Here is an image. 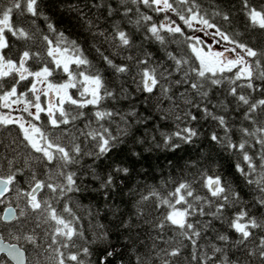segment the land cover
Returning a JSON list of instances; mask_svg holds the SVG:
<instances>
[{
	"label": "snow or ice",
	"instance_id": "6c2138e0",
	"mask_svg": "<svg viewBox=\"0 0 264 264\" xmlns=\"http://www.w3.org/2000/svg\"><path fill=\"white\" fill-rule=\"evenodd\" d=\"M0 264H264V0H0Z\"/></svg>",
	"mask_w": 264,
	"mask_h": 264
},
{
	"label": "trees",
	"instance_id": "16d2710c",
	"mask_svg": "<svg viewBox=\"0 0 264 264\" xmlns=\"http://www.w3.org/2000/svg\"><path fill=\"white\" fill-rule=\"evenodd\" d=\"M207 2V0H206ZM254 2H258V0H254ZM225 167H227V162H225Z\"/></svg>",
	"mask_w": 264,
	"mask_h": 264
}]
</instances>
